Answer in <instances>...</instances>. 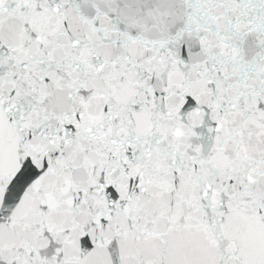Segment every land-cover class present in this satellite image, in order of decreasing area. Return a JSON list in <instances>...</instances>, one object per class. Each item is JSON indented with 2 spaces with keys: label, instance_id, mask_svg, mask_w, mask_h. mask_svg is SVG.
Segmentation results:
<instances>
[{
  "label": "snow or ice",
  "instance_id": "obj_1",
  "mask_svg": "<svg viewBox=\"0 0 264 264\" xmlns=\"http://www.w3.org/2000/svg\"><path fill=\"white\" fill-rule=\"evenodd\" d=\"M0 264H264V0H0Z\"/></svg>",
  "mask_w": 264,
  "mask_h": 264
}]
</instances>
